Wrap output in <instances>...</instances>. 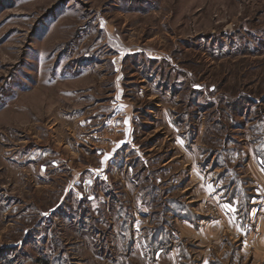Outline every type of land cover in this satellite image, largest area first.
<instances>
[{"label": "rangeland", "instance_id": "obj_1", "mask_svg": "<svg viewBox=\"0 0 264 264\" xmlns=\"http://www.w3.org/2000/svg\"><path fill=\"white\" fill-rule=\"evenodd\" d=\"M257 144L264 0H0V264H183L163 180L197 209L200 175L187 161L230 153L228 166L262 182ZM138 155L156 160L151 205H137V186L148 185L133 179ZM165 160L170 173L157 172ZM215 167L202 171V196L217 205L205 215L226 217L219 201L232 174L218 168L227 178L216 180ZM260 201L253 230L264 224ZM124 209L136 221L131 242ZM152 225L170 229L173 245L139 254ZM257 240L241 239L263 249L245 257L264 264Z\"/></svg>", "mask_w": 264, "mask_h": 264}, {"label": "crops", "instance_id": "obj_2", "mask_svg": "<svg viewBox=\"0 0 264 264\" xmlns=\"http://www.w3.org/2000/svg\"><path fill=\"white\" fill-rule=\"evenodd\" d=\"M131 126L132 124L130 125V127ZM201 153L204 154L203 156H205L203 160L204 164H201V161L195 160L193 157L190 161V164L189 161H187L188 163H186L188 164V168L191 167V171L193 173L196 171V173L200 175V181L199 177L197 178L198 181L196 185H198L197 191L195 190V192L197 195L199 194V198L200 196L202 198L197 200L198 203L201 202V204L197 206V209H194L195 206L193 207L189 203V201L184 198V196H179L177 194V192L179 191V187L168 185L167 183L169 180H163L164 183L166 182V186L164 187L165 192L163 193V199L166 205L165 208L167 212L166 217H171L169 219L170 221H168L167 223H173L174 219L179 220L182 223L180 249L184 258L183 264H251V261H253L252 258H254V254H257L263 250L262 249L261 251H259L258 247L256 245H253V247L256 246L255 251H253L251 247H247L245 242L247 241V239L252 242L253 237L256 238V240L258 239L257 241H259V239H261L262 242L264 241V224H260L254 230L252 224L253 212L254 210H256V208L258 209V206L261 205L260 200H264V195L261 193L264 186V148L263 146H259V144L255 146V153L257 158L253 159V162L256 165L255 168L257 169V171L255 172L256 174H258L259 178L262 181L257 183H255V177L246 175L242 176L243 174H239L236 168L230 167L231 165L228 166V161L235 160L234 155L232 158L227 160L228 157H230V153L225 156H221L224 154L213 153V155L210 156L211 154L204 151H202ZM133 154H138V151L135 150ZM185 154L186 153H184L183 155ZM206 154H209V156H206ZM185 156L189 158L187 154ZM146 158L147 157H145V155L144 157L141 155H138V157L135 158L132 157V166L137 170L133 179L137 180L138 184H140L139 182H143L142 179H144V185L148 184L145 188L142 187L141 189L140 186H137L136 195L141 193V203L137 204H140V206L151 205V202L153 203L154 198H156V194H154L155 196L151 194V191L154 193L156 192L155 190L157 186V173L155 172V170H151L156 160L151 161V159ZM211 161L215 165H217L219 169H226V173L232 174V177L229 178L228 182H223L224 186L222 188H225V193L222 195L223 197L221 198V201H219L221 206L220 209H223V213L224 215H226V217H220L222 213H213L214 216H219L215 218L211 217L210 214L209 216L205 215V207L207 208V204L217 206L215 203L212 204L208 202L206 196H202V194H204V190H206L205 177L202 171L203 169L205 170L208 167ZM172 162L173 160L162 161L157 172H163L164 174L170 173L169 171L171 170ZM218 168L215 167L213 170L210 169L211 171H213V177L216 178V180L225 178L226 176H224V174L221 175L223 171H219ZM145 170L147 171L148 175H142V172H144ZM213 185H215V182L213 183ZM160 193H162V190H160ZM210 194L211 193H209L208 195ZM134 199L138 200V197H134ZM204 200L206 202H204ZM126 204H128V206L132 205L130 201L126 202ZM125 211L126 209H124L122 213L123 234L124 239L130 240V238H135L134 226L136 221L135 217H133L134 219H132V217H125ZM262 220L260 221V223L262 222ZM130 222H132V224L134 225L131 227V229L129 224ZM154 228L155 227L153 225L149 226L147 229L145 228L147 231L144 235H141L142 241H139L138 245L135 246L139 254L142 253V249H144L149 254H151V256H157V254H164L170 248V246L173 245L172 243L174 241L173 236L171 235L172 233L169 231L170 229H165L164 227L154 230ZM258 232L259 235H257ZM185 233L189 235L188 237L195 238L193 240L198 242V245L202 243L205 245L196 247L197 245H194L190 243L191 241H187L185 239ZM241 239H244L245 242H241ZM163 240H169L170 243H165L164 245ZM134 244L135 243L133 242V245ZM191 247H196V252L193 251ZM248 253H253V255L249 256V259H251V261H248V259H246L245 257ZM195 254H201L200 261L198 260L199 257H197L198 259H195Z\"/></svg>", "mask_w": 264, "mask_h": 264}, {"label": "trees", "instance_id": "obj_3", "mask_svg": "<svg viewBox=\"0 0 264 264\" xmlns=\"http://www.w3.org/2000/svg\"><path fill=\"white\" fill-rule=\"evenodd\" d=\"M42 264H49L48 262H44V261H42Z\"/></svg>", "mask_w": 264, "mask_h": 264}, {"label": "snow or ice", "instance_id": "obj_4", "mask_svg": "<svg viewBox=\"0 0 264 264\" xmlns=\"http://www.w3.org/2000/svg\"><path fill=\"white\" fill-rule=\"evenodd\" d=\"M106 159H107V157H106Z\"/></svg>", "mask_w": 264, "mask_h": 264}]
</instances>
